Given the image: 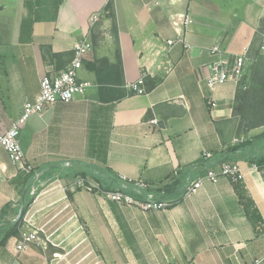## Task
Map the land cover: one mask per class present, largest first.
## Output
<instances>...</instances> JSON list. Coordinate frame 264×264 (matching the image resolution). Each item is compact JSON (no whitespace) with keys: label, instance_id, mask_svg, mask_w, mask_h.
<instances>
[{"label":"crops","instance_id":"obj_1","mask_svg":"<svg viewBox=\"0 0 264 264\" xmlns=\"http://www.w3.org/2000/svg\"><path fill=\"white\" fill-rule=\"evenodd\" d=\"M109 1L118 43L94 45L85 56L79 75L92 85L31 115L22 129L32 171L0 146V226L26 209L21 233L39 229L42 239L19 251L21 234L12 236L0 264H34L43 258L35 244L66 248L74 232L95 254L54 251L52 264H264V168L250 161L264 154V97L248 94L264 78V0H0V134L37 97L42 78L66 68L75 45L94 38L95 14L99 28L110 26ZM183 13L191 22L176 31ZM178 33L183 41L170 46ZM215 44L246 63L238 82L211 90L200 72ZM119 54L124 85L102 90L89 63L118 62ZM143 75L146 92H131ZM154 78L160 81L149 89ZM223 161L237 162L243 177L205 179L186 196L191 182ZM121 176L145 183L129 190L137 200L153 193L170 205L143 210L76 185L88 177L114 190Z\"/></svg>","mask_w":264,"mask_h":264},{"label":"built area","instance_id":"obj_2","mask_svg":"<svg viewBox=\"0 0 264 264\" xmlns=\"http://www.w3.org/2000/svg\"><path fill=\"white\" fill-rule=\"evenodd\" d=\"M100 14H95L92 17V23L95 25L99 20ZM191 22L190 15L181 14L178 20L173 22L176 31L179 30L178 25H188ZM175 39L168 40L170 46L183 41L180 33ZM94 48L93 39L87 35L82 41L78 42L74 48V56L68 63L66 68L56 74H47L41 80V91L33 100H28L23 106V111L20 116L15 119L9 129L3 134H0V146H3L9 154L11 161L14 164H19L26 172L32 171V165L27 163L26 154L22 148L20 136L22 129L33 114L43 115L53 105L57 103L70 102L78 95H83L86 90L92 85L90 81L80 78L79 72L83 67L85 56ZM213 60L206 64L200 72V78L209 89L214 90L216 87L226 84L229 81L238 82L244 73L246 57L245 55H232L226 48L220 44H215L211 49ZM145 76H141L137 81L130 83L129 88L136 92L143 94L146 92ZM156 123L157 120L153 119ZM212 154L206 152V156L210 157ZM220 176H228L234 180L241 179L243 172L237 162L223 161L217 167L209 168L207 173L199 179L191 182L186 190V196H190L197 192L204 183V180H211L217 182ZM121 184L114 190H104L102 185L88 177H79L76 185L85 189L104 193L109 199L114 200L120 204L137 205L143 210H158L170 205L169 202L157 200L153 193H148L145 201L137 200L129 193L131 187L144 188L145 183L141 180H132L125 176L120 177ZM40 230L29 229L21 233V237L16 241L17 250L21 251L26 246L34 241L40 242ZM252 264H262V259H256Z\"/></svg>","mask_w":264,"mask_h":264},{"label":"trees","instance_id":"obj_3","mask_svg":"<svg viewBox=\"0 0 264 264\" xmlns=\"http://www.w3.org/2000/svg\"><path fill=\"white\" fill-rule=\"evenodd\" d=\"M105 16L112 19L114 28L116 30V39L118 43V33H117V26H116V14L114 10L113 2L109 1L106 6L104 7ZM52 56H58L55 53H52ZM101 62V64H100ZM89 67L95 71L97 76V83L100 85L101 89H112L109 86H118L121 87L124 85L123 80V65L122 60L119 54L118 62L111 63L107 57H103L100 61L97 59L94 62L89 63ZM145 76V75H144ZM258 80V86L253 87L248 91V94L252 91L255 96L264 97V78H260ZM160 79L154 78L148 82V88H154ZM131 92H134L130 90ZM118 98H122L124 93ZM250 161L252 163H256L260 169L264 168V154L262 155H255L251 157ZM26 209H24L21 216L16 219L15 223H5L0 226V248L5 247L8 240L12 236H20L21 234V224L23 223V217L25 214Z\"/></svg>","mask_w":264,"mask_h":264},{"label":"rangeland","instance_id":"obj_4","mask_svg":"<svg viewBox=\"0 0 264 264\" xmlns=\"http://www.w3.org/2000/svg\"><path fill=\"white\" fill-rule=\"evenodd\" d=\"M100 21L99 20L94 29V38L93 39V45L95 46H102L104 47V50L107 49H116L117 47V39H116V30L114 28L113 22H111L110 26L108 28H99L100 27ZM110 21H112L110 19ZM103 57H98L96 58L98 61H100ZM101 64V62H100ZM258 84V81H256ZM258 86V85H256ZM252 97H256L252 91L250 92ZM260 97V96H258ZM257 109V106H250V111L255 112ZM249 123H251V120H249ZM56 236V234H55ZM63 238V237H62ZM81 235L78 232L73 233V241L68 240L67 242L69 243L66 248L62 247H55L51 242L47 243V246H38L35 244L36 248L40 251L43 252V258H39L42 260H33L31 261L34 264H41L42 262H49V264H52L58 260V257L54 255V251H57L60 257H63L65 254H67L70 257H76V256H81V255H94L95 252L91 247H82L79 243L81 241ZM49 240V239H48ZM57 243V242H56ZM63 255V256H62ZM46 259V260H45ZM64 259V258H63ZM65 261V259H64Z\"/></svg>","mask_w":264,"mask_h":264}]
</instances>
